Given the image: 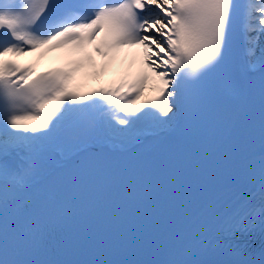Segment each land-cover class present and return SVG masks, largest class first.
<instances>
[{"label": "snow or ice", "instance_id": "1", "mask_svg": "<svg viewBox=\"0 0 264 264\" xmlns=\"http://www.w3.org/2000/svg\"><path fill=\"white\" fill-rule=\"evenodd\" d=\"M237 26L246 56L259 49L256 60L264 67V0H0V209L14 198L21 238L54 227L64 213L61 202L27 191L37 157L85 123L113 137L174 124L184 87L195 88L225 62ZM65 48L87 62L89 48L106 60L126 48L141 49L145 71L113 89L80 95L70 88V72L37 73L14 59ZM150 82L155 97L138 105ZM261 123L264 129V91ZM59 151L70 157L87 151L86 142L72 137ZM17 156L23 164L14 165ZM0 264L19 262L0 248Z\"/></svg>", "mask_w": 264, "mask_h": 264}, {"label": "bare ground", "instance_id": "2", "mask_svg": "<svg viewBox=\"0 0 264 264\" xmlns=\"http://www.w3.org/2000/svg\"><path fill=\"white\" fill-rule=\"evenodd\" d=\"M260 47H264V36L260 38L259 41ZM36 53L29 55L32 57ZM259 55V49H257L256 56ZM241 56L243 64L246 68H249V64H256V67L260 66L256 60V56L248 57L245 54L243 45L241 46ZM68 59L73 58L75 60L82 61L83 54H77L73 52L70 48L58 49L55 51L44 52L40 56L38 61L39 66H46V63H49L53 60L59 59ZM17 63L23 62L26 60L24 57L14 58ZM97 59L91 58V62L88 63V72L85 75L80 67L71 75V85L70 88L72 91L80 94L87 95L92 92L98 91L100 85H104L108 82L118 80L121 83L135 79L139 77L145 69L142 65V50L141 49H123L119 53L115 54L111 59H108L103 64V70L100 74L97 73L96 67ZM255 67V68H256ZM155 91H153L151 82L148 87H146L144 95L137 104L144 103L147 100H150ZM166 127V126H165ZM162 127V128H165ZM158 128L152 126H141L133 134L128 136L113 137L105 130H103V139L110 140L113 143H117L123 147L130 145L132 142L140 139L148 130H156ZM60 143V142H59ZM58 143V144H59ZM57 146V145H56Z\"/></svg>", "mask_w": 264, "mask_h": 264}]
</instances>
